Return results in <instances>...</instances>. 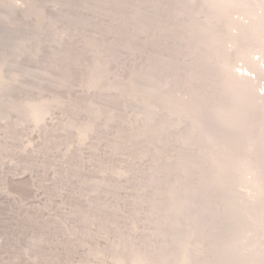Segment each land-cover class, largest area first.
Here are the masks:
<instances>
[{"label": "rangeland", "instance_id": "374dc122", "mask_svg": "<svg viewBox=\"0 0 264 264\" xmlns=\"http://www.w3.org/2000/svg\"><path fill=\"white\" fill-rule=\"evenodd\" d=\"M0 264H264V0H0Z\"/></svg>", "mask_w": 264, "mask_h": 264}, {"label": "bare ground", "instance_id": "6f19581e", "mask_svg": "<svg viewBox=\"0 0 264 264\" xmlns=\"http://www.w3.org/2000/svg\"><path fill=\"white\" fill-rule=\"evenodd\" d=\"M236 77H238L239 79H246L247 78V73L242 71V72H238L236 74ZM254 242V241H253Z\"/></svg>", "mask_w": 264, "mask_h": 264}]
</instances>
